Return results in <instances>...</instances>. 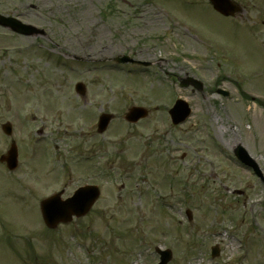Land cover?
<instances>
[{
  "label": "rangeland",
  "instance_id": "rangeland-1",
  "mask_svg": "<svg viewBox=\"0 0 264 264\" xmlns=\"http://www.w3.org/2000/svg\"><path fill=\"white\" fill-rule=\"evenodd\" d=\"M235 1L246 14L233 20L207 0H0L1 14L45 32L0 27V127L13 129L0 154L11 141L20 152L16 170L0 165V264H156L155 247L172 251L168 264H264V33L248 28L264 0ZM122 55L151 66L115 63ZM184 75L203 98L179 86ZM178 98L193 110L173 126ZM131 106L148 118L127 124ZM101 112L114 119L98 134ZM237 144L263 180L234 158ZM85 184L101 192L91 212L48 231L39 199Z\"/></svg>",
  "mask_w": 264,
  "mask_h": 264
},
{
  "label": "water",
  "instance_id": "water-1",
  "mask_svg": "<svg viewBox=\"0 0 264 264\" xmlns=\"http://www.w3.org/2000/svg\"><path fill=\"white\" fill-rule=\"evenodd\" d=\"M220 4L224 6V8L228 7L224 2H221ZM214 5L215 8L219 10V6L216 3H214ZM224 13L228 14L229 12H224ZM0 25L9 28L16 33L26 36L37 34V30L35 28L28 25H24L12 18H6L0 16ZM80 90H82V87H80ZM138 111L141 110L133 109L127 115L126 117L127 120L131 122H135L140 117L145 116L144 112H138ZM172 114H173L172 117L175 119V122L180 121L182 118H184L186 114L185 106L181 103L179 104L177 103L176 107L172 110ZM108 121H109V117L103 116L102 122L99 125L100 131L105 129ZM3 130L6 134H10L9 125H5L3 127ZM16 158H17L16 147L12 145L7 155L2 157L1 161H5L9 169H13L16 167ZM98 195H99L98 189L96 187H83L78 189L74 193V196L67 201H61L59 199V195L47 199L43 201L40 205L43 220L45 224L51 228L55 227L60 222H65V223L69 222L71 221L73 215L77 217L84 215L89 210L91 205L95 202V200L98 198ZM160 254L162 255V258L159 264H166V262L169 260L170 257L169 251L166 252L165 254L162 253Z\"/></svg>",
  "mask_w": 264,
  "mask_h": 264
}]
</instances>
